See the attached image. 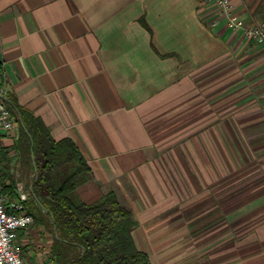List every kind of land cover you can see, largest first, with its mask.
<instances>
[{
	"label": "crops",
	"instance_id": "0c3cea01",
	"mask_svg": "<svg viewBox=\"0 0 264 264\" xmlns=\"http://www.w3.org/2000/svg\"><path fill=\"white\" fill-rule=\"evenodd\" d=\"M230 1L246 24L264 20V0ZM0 63L7 93L85 157L82 200L114 191L152 264H264L224 191L264 138V41L204 0H0ZM18 135L0 131V168L17 176ZM54 238L21 229L23 259L57 264Z\"/></svg>",
	"mask_w": 264,
	"mask_h": 264
},
{
	"label": "trees",
	"instance_id": "16d2710c",
	"mask_svg": "<svg viewBox=\"0 0 264 264\" xmlns=\"http://www.w3.org/2000/svg\"><path fill=\"white\" fill-rule=\"evenodd\" d=\"M0 83H4L1 63ZM6 96L8 108L19 125L16 148L21 168L17 176L2 165L1 178L3 175L9 178L8 183H3L4 192L10 191L13 196L17 181H26L27 211L34 216L35 223L53 231L51 215L32 196L33 183V192L55 219L57 236L52 253L56 263L152 264L132 237V230L138 224L136 218L120 203L114 191L90 203L78 194V187L90 179V168L76 143L70 138L55 140L39 117L19 104L7 90Z\"/></svg>",
	"mask_w": 264,
	"mask_h": 264
},
{
	"label": "built area",
	"instance_id": "2783aa9c",
	"mask_svg": "<svg viewBox=\"0 0 264 264\" xmlns=\"http://www.w3.org/2000/svg\"><path fill=\"white\" fill-rule=\"evenodd\" d=\"M204 1L216 6L228 23L241 30L246 39L264 41V20L248 25L234 12L230 0ZM15 125L16 118L8 108L5 85L0 83V131L9 132ZM28 199L29 193L21 182L16 184L14 196L4 192L0 176V264H30L23 259L22 245L18 241L19 231L35 222L34 216L26 209Z\"/></svg>",
	"mask_w": 264,
	"mask_h": 264
},
{
	"label": "rangeland",
	"instance_id": "374dc122",
	"mask_svg": "<svg viewBox=\"0 0 264 264\" xmlns=\"http://www.w3.org/2000/svg\"><path fill=\"white\" fill-rule=\"evenodd\" d=\"M16 126L19 129L17 121ZM256 147V154L240 155L238 171H226L225 176V208L230 211L239 207L242 244H264V138L257 141ZM2 179L7 180V176L3 175ZM23 184L25 186L26 181ZM232 221L228 217L225 219V238L230 239L228 244L233 237L235 240L238 238L236 231L233 236L229 226Z\"/></svg>",
	"mask_w": 264,
	"mask_h": 264
},
{
	"label": "water",
	"instance_id": "95a60500",
	"mask_svg": "<svg viewBox=\"0 0 264 264\" xmlns=\"http://www.w3.org/2000/svg\"><path fill=\"white\" fill-rule=\"evenodd\" d=\"M1 95H2V94H1ZM7 100H8V99H7ZM32 157L34 158V155H33V154H32ZM33 163H34V165H35V162H33ZM35 171H36V176H37V170H36V168H35ZM32 187H33V183L30 185V190H31L32 196H33V198L35 199V201L39 204V206L42 208V210H43L44 212L49 213V214L51 215L52 221H53V223H54V234H55V236H57V234H56L55 219H54V217H53L51 211H50L49 209H47V208L42 204V202L39 200V198H38V197L36 196V194L33 192Z\"/></svg>",
	"mask_w": 264,
	"mask_h": 264
}]
</instances>
